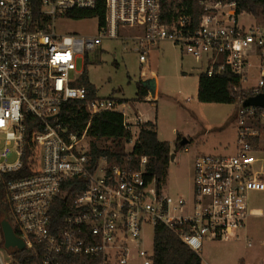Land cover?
Listing matches in <instances>:
<instances>
[{
  "label": "built area",
  "instance_id": "2783aa9c",
  "mask_svg": "<svg viewBox=\"0 0 264 264\" xmlns=\"http://www.w3.org/2000/svg\"><path fill=\"white\" fill-rule=\"evenodd\" d=\"M195 1L203 9L197 26L189 16ZM96 10L103 13L95 16L96 35L56 31L58 18ZM244 16L256 22L241 23ZM108 39L134 46L142 65L170 41L205 57L209 76L215 66L228 68L242 85L251 56L264 66V15L239 11L236 2L41 0L36 13L30 0H0V200L25 244L17 253L29 252L33 264H154V246L141 247L149 225L154 232L164 225L200 257L205 240L239 238L250 218L264 217L251 201L264 196V151L251 125L264 111L239 101L236 153L198 155L192 198L172 197L149 177V158L133 155L142 116L125 115V103L113 97L85 103L87 90L74 86L84 73H77L78 61ZM249 90L264 94V75ZM68 102L88 115L84 128L73 131L63 119ZM105 112L124 116L121 147L90 135L92 118ZM17 253L6 249L0 225V264H18Z\"/></svg>",
  "mask_w": 264,
  "mask_h": 264
},
{
  "label": "rangeland",
  "instance_id": "374dc122",
  "mask_svg": "<svg viewBox=\"0 0 264 264\" xmlns=\"http://www.w3.org/2000/svg\"><path fill=\"white\" fill-rule=\"evenodd\" d=\"M253 20L244 16L241 23L256 22ZM55 26L60 34L94 36L98 33L96 17L81 20L60 17ZM209 66L207 59L195 58L170 41L155 46L149 52L148 63L142 65L134 46L120 39L103 41L98 51L88 53L85 60L78 61L77 73L87 72L89 81L97 89V96L126 101L120 110L127 116L137 108L138 84L143 82L150 86L157 77V98L142 102L146 114L156 125L158 138L169 142L175 154L162 184L164 192L172 197L192 198L194 161L198 155L228 156L235 152L237 103H200L198 100L199 74ZM263 75L264 66L254 54L249 58L244 89L250 91ZM154 91L151 86V92ZM261 115L257 114L251 125L259 134L257 145L264 151V117ZM177 144L182 148L175 153ZM251 201L254 207L264 210V196L253 195ZM239 232V238L205 240L201 252L203 264H241V261L242 264H264V217L250 218L245 229ZM154 238V228L146 226L141 247L152 251Z\"/></svg>",
  "mask_w": 264,
  "mask_h": 264
},
{
  "label": "trees",
  "instance_id": "16d2710c",
  "mask_svg": "<svg viewBox=\"0 0 264 264\" xmlns=\"http://www.w3.org/2000/svg\"><path fill=\"white\" fill-rule=\"evenodd\" d=\"M34 11L37 13L41 8V0H30ZM228 2H236L239 11H246L256 17L264 15V0H225ZM100 10L93 12L74 11L69 14L72 19L81 20L88 17H95ZM203 13V9L193 2L189 16L192 19L193 26H197L199 18ZM75 87H84L88 92L87 102L95 100L97 96L96 87L91 84L85 71L80 80L74 85ZM149 95L143 82H140L137 87V94L135 101L142 102ZM252 93L243 88L240 77L233 74L228 68L219 71V67H214V73L209 76L202 72L198 79V100L200 103H215V104H239L241 100L250 97ZM121 103H126L125 100H120ZM73 102H68L63 108V119L72 124L71 129L76 131L84 128L90 121L85 112L76 111ZM262 110H259L260 113ZM90 135L99 141L103 138L113 140L117 147H121L123 140L127 138V133L124 126V116L121 113L105 112L95 115L91 120ZM180 140V138H179ZM95 141V143H96ZM258 139H254L257 144ZM95 143L93 146L95 147ZM182 148L181 144L175 147V153ZM172 146L169 142L160 141L156 132V125L153 122H145L142 125L140 133V141L135 146L133 155L138 158L147 156L148 175L151 179H156L159 185H162L166 179L168 167L171 162L173 153ZM96 154V153H95ZM117 160L121 159V155L113 154ZM112 160H114L112 158ZM115 162V161H112ZM6 207L0 200V225L7 221ZM60 219L63 216V210L56 214ZM154 264H203L199 255L193 252L187 245H185L174 233L162 224H157L154 238ZM18 264H33L34 257L27 251L17 253L14 255ZM243 261H241V264Z\"/></svg>",
  "mask_w": 264,
  "mask_h": 264
},
{
  "label": "water",
  "instance_id": "95a60500",
  "mask_svg": "<svg viewBox=\"0 0 264 264\" xmlns=\"http://www.w3.org/2000/svg\"><path fill=\"white\" fill-rule=\"evenodd\" d=\"M143 84L146 88L150 89L151 86L152 87L154 86L155 82L153 81L150 86L146 83ZM243 107L245 108L255 107V108H260L264 111V94L262 93L256 96L248 97L247 99L244 100ZM184 144L185 142H183L182 145ZM174 159H175V154L172 153L171 161H174ZM5 219H7V216ZM2 231L5 239V247L10 253L14 254L22 251L25 248L24 242L16 235L10 223L4 221L2 223Z\"/></svg>",
  "mask_w": 264,
  "mask_h": 264
},
{
  "label": "crops",
  "instance_id": "0c3cea01",
  "mask_svg": "<svg viewBox=\"0 0 264 264\" xmlns=\"http://www.w3.org/2000/svg\"><path fill=\"white\" fill-rule=\"evenodd\" d=\"M205 58V57H204ZM206 59V58H205ZM156 81H157V83L159 82V80L157 79V77H156ZM156 81H154L155 82V84H154V86L152 87L155 91H154V93H152L151 92V88L150 89H148V88H146L147 89V91H148V93H149V95H148V97L147 98H145V100H144V102H148L150 99H152L153 101H155V99L157 98V96H158V92H157V85H156ZM243 86V85H242ZM244 88V87H243ZM150 90V91H149ZM120 100V99H119ZM152 101V102H153ZM144 102H138L137 103V108H136V110L134 111V112H132V114L133 115H140V116H142V118H143V120L145 121V122H153L154 123V121L146 114V110H144V108H143V104H145ZM237 111V110H236ZM234 117V116H233ZM155 124V123H154ZM160 140V139H159ZM161 141V140H160ZM236 141H237V129H236ZM172 146V145H171ZM173 149V148H172ZM236 153V150H235V152H234V154Z\"/></svg>",
  "mask_w": 264,
  "mask_h": 264
}]
</instances>
